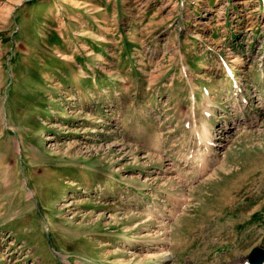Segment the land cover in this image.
I'll list each match as a JSON object with an SVG mask.
<instances>
[{
    "label": "rangeland",
    "instance_id": "1",
    "mask_svg": "<svg viewBox=\"0 0 264 264\" xmlns=\"http://www.w3.org/2000/svg\"><path fill=\"white\" fill-rule=\"evenodd\" d=\"M258 245L264 0H0V264Z\"/></svg>",
    "mask_w": 264,
    "mask_h": 264
},
{
    "label": "water",
    "instance_id": "2",
    "mask_svg": "<svg viewBox=\"0 0 264 264\" xmlns=\"http://www.w3.org/2000/svg\"><path fill=\"white\" fill-rule=\"evenodd\" d=\"M264 260V248L260 246H256L252 249L250 254L248 255V261L251 264H258Z\"/></svg>",
    "mask_w": 264,
    "mask_h": 264
},
{
    "label": "bare ground",
    "instance_id": "3",
    "mask_svg": "<svg viewBox=\"0 0 264 264\" xmlns=\"http://www.w3.org/2000/svg\"><path fill=\"white\" fill-rule=\"evenodd\" d=\"M220 131V130H219ZM225 136H228L227 134L225 135ZM217 138H221L220 136L219 137H217ZM224 138V137H223ZM156 145H157V143L156 142H154V145L151 147V149H154L155 147H156ZM196 152H198V151H196ZM193 154V153H192ZM197 154V153H196ZM193 155H195V154H193ZM192 155V156H193ZM192 156H190L189 155V157L188 158H194V156L192 157ZM49 224H51L50 222H49ZM48 229H49V227H48ZM151 245V244H150ZM164 259H166V257L164 258ZM247 264H250L249 262H247ZM262 264H264V262L262 263Z\"/></svg>",
    "mask_w": 264,
    "mask_h": 264
}]
</instances>
